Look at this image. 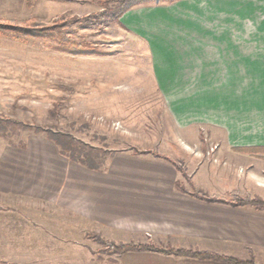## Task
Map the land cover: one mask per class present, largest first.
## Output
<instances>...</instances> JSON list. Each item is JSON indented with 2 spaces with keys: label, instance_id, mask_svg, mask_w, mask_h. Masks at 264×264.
Listing matches in <instances>:
<instances>
[{
  "label": "crops",
  "instance_id": "crops-1",
  "mask_svg": "<svg viewBox=\"0 0 264 264\" xmlns=\"http://www.w3.org/2000/svg\"><path fill=\"white\" fill-rule=\"evenodd\" d=\"M40 2L28 7L27 0H0V23L28 20L22 15ZM253 10L248 0H178L171 5L133 6L119 21L130 37L149 50L155 69L151 85L161 89L223 85L242 91L221 97L213 91L209 101L204 97L198 107L207 116L201 119L195 117V104L183 89L164 100L175 113L177 132L188 135V140L177 138L173 146L187 158L205 159L195 177L224 198L239 192L264 199L263 33L256 26L247 27L248 19H263ZM172 23L174 32L163 30V24ZM222 106L225 116L210 112ZM206 139L217 144L211 156L207 154L211 141ZM42 160L30 159V176L17 175L6 190L1 186L5 192L0 196V264L82 262L72 253L82 246L86 253L90 227L116 245L209 251L264 264V210L211 202L178 189V172L169 161L125 154L113 161V172L104 176L64 157L44 164ZM12 171L18 174L22 169L16 165L5 172L12 176ZM10 189L17 194L15 200ZM9 199L13 202H4ZM114 255L116 264H138L132 256L140 257L141 264H230L147 250Z\"/></svg>",
  "mask_w": 264,
  "mask_h": 264
},
{
  "label": "rangeland",
  "instance_id": "rangeland-1",
  "mask_svg": "<svg viewBox=\"0 0 264 264\" xmlns=\"http://www.w3.org/2000/svg\"><path fill=\"white\" fill-rule=\"evenodd\" d=\"M251 2L254 4V15L262 16L263 20L253 22L248 19L247 27L256 26L262 31L264 46V0H248V3ZM98 9L100 8L92 3L41 0L35 9L26 10L22 16L28 20L48 21L56 14L82 16ZM12 23L3 21L0 24ZM172 24L168 27L163 24V30L174 32L175 26ZM68 25L72 28L69 34L71 40L79 43L88 42L98 46L106 54L80 55L63 52L49 47L42 40L21 38L12 31L0 27V116L41 125L54 131L69 132L77 139L102 149L105 152L101 160L102 166L99 170L91 172L108 176L113 172V161L121 155L132 153L155 157L152 152H157L167 155L181 165L187 176H190L197 185L200 184L203 190L198 187L199 185H195L203 192L209 190L208 194L213 192L223 196L219 190L208 188L204 181L195 177L202 172V163L205 159L201 158V155L193 160L187 158L173 146L177 138L183 136L184 140H188V135L177 132L175 113L164 100L169 95L182 92L183 89L184 95H188V99H192L195 104V117L199 115L201 119L206 112L198 107V104L205 101L204 97L208 96L210 99L206 100L209 101L212 100L213 91L219 93L217 97H221L222 93L234 96L242 91L237 87L236 91H232L229 86L223 85L212 87L172 85L161 89L159 86L151 85L155 69L154 67L152 69L149 50L142 41L130 37L120 22L107 24L103 28L96 24H85L84 20ZM210 109L216 117L226 114L223 106L217 110ZM205 136L203 134V137ZM209 140L211 143L207 154L211 156L217 144ZM198 152L200 151H196ZM58 157H63L59 153V148L48 140L45 134L20 127L9 128L6 136L0 137V176L3 175L0 177V196L8 185L14 183L17 175H20V179L31 175V167L27 165V161L39 158L44 159L40 161L44 164L49 162L47 160ZM213 161H211L213 166H219V162ZM71 163L79 165L73 161ZM16 165L22 172L17 174L12 171V176H7L6 169H13ZM3 170L4 173L1 174ZM177 172L179 176L177 183L190 190L187 176L178 170ZM1 186L5 190H2ZM9 193L16 192L10 189ZM16 197L17 194L13 200ZM10 200L12 199L4 202ZM91 228L87 229L89 231L86 236L88 238L86 253H83L85 250L83 246L76 248L79 252L72 253L73 257L79 255L77 258L82 262L73 261L72 264H116L114 251L99 241L96 235L110 242L112 239L105 238L103 234ZM132 257L131 261L134 263H143L140 257Z\"/></svg>",
  "mask_w": 264,
  "mask_h": 264
},
{
  "label": "trees",
  "instance_id": "trees-1",
  "mask_svg": "<svg viewBox=\"0 0 264 264\" xmlns=\"http://www.w3.org/2000/svg\"><path fill=\"white\" fill-rule=\"evenodd\" d=\"M178 0H92L91 2L100 6V9L82 16H64L56 15L50 20L43 19L25 20L21 22H13L12 24H0L4 30H10L21 38L39 39L48 44L49 47L63 52H71L74 54H88V55H103L106 54L100 50L98 46L92 45L88 42H74L70 35L72 28L68 25L71 22L85 21V24H96L103 28L107 24L119 22L120 17L133 6L141 4H153L156 2L173 3ZM35 0H27V6L32 7ZM82 19V20H81ZM20 127L29 129L35 133L45 134L48 140H51L58 148L59 153L81 166L89 170H99L102 166L101 160L105 154L102 149L95 148L88 143L77 139L69 132L54 131L50 128L23 123L18 120H13L8 117L0 116V137L6 136L9 128ZM137 153V152H136ZM152 155L172 163L175 168L183 175L187 176L186 171L178 165L174 160L165 154L152 152ZM191 189H185L180 184L176 187L181 190L189 191L194 197L205 199L211 202H219L233 206H252L259 210H264V199L261 197H254L248 193L242 194L233 192L229 198L220 197L217 195H209L199 189L190 176H187ZM103 244H106L112 251L117 253H124L127 251H153L161 254H175L179 256H190L200 259H211L230 264H256L253 260H243L232 256L220 255L215 252L197 251L184 248H163L153 244H136L127 243L116 245L113 242L107 241L100 235H96Z\"/></svg>",
  "mask_w": 264,
  "mask_h": 264
}]
</instances>
